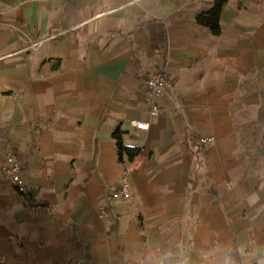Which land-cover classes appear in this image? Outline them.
<instances>
[{
	"label": "crops",
	"instance_id": "0c3cea01",
	"mask_svg": "<svg viewBox=\"0 0 264 264\" xmlns=\"http://www.w3.org/2000/svg\"><path fill=\"white\" fill-rule=\"evenodd\" d=\"M212 2L0 0L6 264L264 262V0H226L217 36L195 22Z\"/></svg>",
	"mask_w": 264,
	"mask_h": 264
},
{
	"label": "built area",
	"instance_id": "2783aa9c",
	"mask_svg": "<svg viewBox=\"0 0 264 264\" xmlns=\"http://www.w3.org/2000/svg\"><path fill=\"white\" fill-rule=\"evenodd\" d=\"M43 41H29L26 50L27 51H34L37 50ZM168 86V80L163 72H158L148 76L145 81V102L149 109V115L151 117H157L160 113L159 108V99L163 94L165 88ZM128 126L131 128H135L138 130H147L148 124L144 122H136V121H129ZM211 139L204 138L200 142L202 144H209L211 143ZM21 166L20 162L14 154H8L4 161V166L2 167V174L9 180H11L16 185H21ZM111 199H123L129 200L130 193L125 184H123L118 192L111 194ZM98 216L100 219L105 218L106 216V209L100 208L98 211ZM0 264H6L5 258L0 256Z\"/></svg>",
	"mask_w": 264,
	"mask_h": 264
},
{
	"label": "trees",
	"instance_id": "16d2710c",
	"mask_svg": "<svg viewBox=\"0 0 264 264\" xmlns=\"http://www.w3.org/2000/svg\"><path fill=\"white\" fill-rule=\"evenodd\" d=\"M226 0H213L212 6L205 12L198 14L195 17V22L198 26L208 29L213 36H217L219 34V16L224 6ZM112 138L115 141L117 156L120 161H122L123 156L127 158L128 161H132L133 158L138 154V148H128L124 147L121 144V132L116 129L112 133ZM19 194L25 201L28 200V196L19 191Z\"/></svg>",
	"mask_w": 264,
	"mask_h": 264
},
{
	"label": "clouds",
	"instance_id": "9594fccd",
	"mask_svg": "<svg viewBox=\"0 0 264 264\" xmlns=\"http://www.w3.org/2000/svg\"><path fill=\"white\" fill-rule=\"evenodd\" d=\"M262 264H264V262H262Z\"/></svg>",
	"mask_w": 264,
	"mask_h": 264
}]
</instances>
